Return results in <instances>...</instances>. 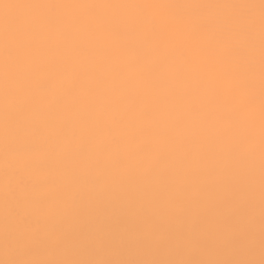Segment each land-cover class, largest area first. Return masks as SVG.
<instances>
[{
    "label": "snow or ice",
    "instance_id": "snow-or-ice-1",
    "mask_svg": "<svg viewBox=\"0 0 264 264\" xmlns=\"http://www.w3.org/2000/svg\"><path fill=\"white\" fill-rule=\"evenodd\" d=\"M0 264H264V0H0Z\"/></svg>",
    "mask_w": 264,
    "mask_h": 264
}]
</instances>
